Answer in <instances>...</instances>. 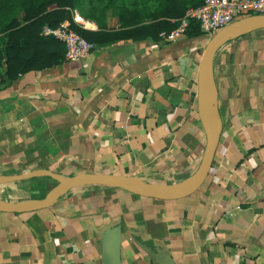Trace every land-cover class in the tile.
<instances>
[{
	"label": "crops",
	"instance_id": "0c3cea01",
	"mask_svg": "<svg viewBox=\"0 0 264 264\" xmlns=\"http://www.w3.org/2000/svg\"><path fill=\"white\" fill-rule=\"evenodd\" d=\"M210 38L115 42L0 84V201L41 200L54 175H192L206 142L197 79ZM213 78L221 134L200 188L155 200L81 186L47 209L0 212V264H103L100 238L116 225L121 264H154L143 246L174 264H264V30L226 42Z\"/></svg>",
	"mask_w": 264,
	"mask_h": 264
},
{
	"label": "trees",
	"instance_id": "16d2710c",
	"mask_svg": "<svg viewBox=\"0 0 264 264\" xmlns=\"http://www.w3.org/2000/svg\"><path fill=\"white\" fill-rule=\"evenodd\" d=\"M12 1V3H8ZM204 0H0V61L4 73L0 84H10L19 75L51 68L64 59V44L41 35L44 26L56 28L67 22L69 28L93 47L120 41H157L174 30L188 9ZM86 3V6H84ZM74 11L93 22L95 31L74 20ZM108 13L118 29L108 30ZM186 35H201L191 23ZM2 69L0 71H3Z\"/></svg>",
	"mask_w": 264,
	"mask_h": 264
},
{
	"label": "water",
	"instance_id": "95a60500",
	"mask_svg": "<svg viewBox=\"0 0 264 264\" xmlns=\"http://www.w3.org/2000/svg\"><path fill=\"white\" fill-rule=\"evenodd\" d=\"M264 30V14L246 16L238 19L216 32L208 41L199 64L197 79V104L199 116L205 133V148L196 171L185 180L171 184L147 183L135 177L119 175L80 174L73 177L54 175L57 186L38 201L14 203L0 201V212L22 214L50 208L68 191L81 186H104L120 189L133 195L155 199L171 200L185 197L206 180L211 169L213 157L221 134V121L217 106V90L213 78V59L217 51L230 39L246 36ZM35 177L26 175L13 180ZM103 264H121V227L111 226L104 230L100 238ZM154 264H174L166 252H157L142 247Z\"/></svg>",
	"mask_w": 264,
	"mask_h": 264
},
{
	"label": "built area",
	"instance_id": "2783aa9c",
	"mask_svg": "<svg viewBox=\"0 0 264 264\" xmlns=\"http://www.w3.org/2000/svg\"><path fill=\"white\" fill-rule=\"evenodd\" d=\"M262 14L264 0H204L200 7L188 9L178 26L170 33L163 34L161 38L165 42H174L186 34L191 23L198 25L204 36L212 37L220 29L238 19ZM41 35L53 37L64 44L66 62L82 60L94 49L91 44L73 32L67 22L59 24L56 28L44 26ZM1 69L3 70V63L0 61ZM2 75L3 71H0V79Z\"/></svg>",
	"mask_w": 264,
	"mask_h": 264
},
{
	"label": "rangeland",
	"instance_id": "374dc122",
	"mask_svg": "<svg viewBox=\"0 0 264 264\" xmlns=\"http://www.w3.org/2000/svg\"><path fill=\"white\" fill-rule=\"evenodd\" d=\"M8 3H12V1H8ZM84 4H85L84 6H86V3H84ZM79 18L83 19V18L78 14L77 11H74V19H76V21L78 22ZM107 19H109V20H111V19L114 20V18L110 15V13H108Z\"/></svg>",
	"mask_w": 264,
	"mask_h": 264
}]
</instances>
